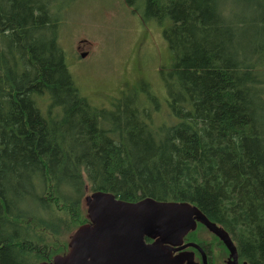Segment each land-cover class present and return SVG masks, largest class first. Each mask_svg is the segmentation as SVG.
Segmentation results:
<instances>
[{
	"label": "trees",
	"instance_id": "obj_1",
	"mask_svg": "<svg viewBox=\"0 0 264 264\" xmlns=\"http://www.w3.org/2000/svg\"><path fill=\"white\" fill-rule=\"evenodd\" d=\"M66 1L0 0V264L65 253L98 190L194 205L264 264V0H125L169 64L107 105L67 66Z\"/></svg>",
	"mask_w": 264,
	"mask_h": 264
},
{
	"label": "rangeland",
	"instance_id": "obj_2",
	"mask_svg": "<svg viewBox=\"0 0 264 264\" xmlns=\"http://www.w3.org/2000/svg\"><path fill=\"white\" fill-rule=\"evenodd\" d=\"M135 4L142 6L141 0ZM138 9L125 0L64 4L58 42L81 94L92 103L107 105L135 91L144 97L142 87L161 83L158 72L168 67L170 52L162 28L143 21Z\"/></svg>",
	"mask_w": 264,
	"mask_h": 264
},
{
	"label": "water",
	"instance_id": "obj_3",
	"mask_svg": "<svg viewBox=\"0 0 264 264\" xmlns=\"http://www.w3.org/2000/svg\"><path fill=\"white\" fill-rule=\"evenodd\" d=\"M83 205L88 222L71 234L67 251L38 264H180L171 248L163 245L181 243L187 231L194 229L196 220L231 246L223 230L186 202L151 198L127 202L97 191L86 195ZM144 237L159 238L145 243ZM235 253L233 245V257Z\"/></svg>",
	"mask_w": 264,
	"mask_h": 264
},
{
	"label": "flooded vegetation",
	"instance_id": "obj_4",
	"mask_svg": "<svg viewBox=\"0 0 264 264\" xmlns=\"http://www.w3.org/2000/svg\"><path fill=\"white\" fill-rule=\"evenodd\" d=\"M203 214V213H202ZM210 222L223 230L230 242L231 249L226 242L217 234L209 230L203 223L196 220L194 229H190L182 237V242L177 245H163L171 248L172 256H178L180 264H247L238 255L233 237L220 224L209 219ZM156 238L144 237L145 243H152ZM233 245L235 247V257H233Z\"/></svg>",
	"mask_w": 264,
	"mask_h": 264
},
{
	"label": "bare ground",
	"instance_id": "obj_5",
	"mask_svg": "<svg viewBox=\"0 0 264 264\" xmlns=\"http://www.w3.org/2000/svg\"><path fill=\"white\" fill-rule=\"evenodd\" d=\"M100 192H105V191H101V190H98ZM94 192H97V191H94ZM106 193H109V192H106ZM112 194V193H111ZM145 198H149V197H145ZM139 201V200H138ZM179 203H185V202H179Z\"/></svg>",
	"mask_w": 264,
	"mask_h": 264
}]
</instances>
